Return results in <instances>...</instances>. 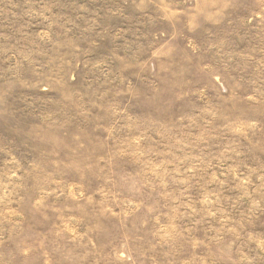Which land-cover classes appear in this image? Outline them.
I'll return each instance as SVG.
<instances>
[{
    "label": "rangeland",
    "instance_id": "374dc122",
    "mask_svg": "<svg viewBox=\"0 0 264 264\" xmlns=\"http://www.w3.org/2000/svg\"><path fill=\"white\" fill-rule=\"evenodd\" d=\"M0 264H264V0H0Z\"/></svg>",
    "mask_w": 264,
    "mask_h": 264
}]
</instances>
